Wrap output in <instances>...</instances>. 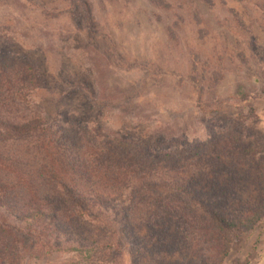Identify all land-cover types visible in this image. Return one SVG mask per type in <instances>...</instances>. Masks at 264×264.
I'll return each mask as SVG.
<instances>
[{
	"label": "rangeland",
	"instance_id": "rangeland-1",
	"mask_svg": "<svg viewBox=\"0 0 264 264\" xmlns=\"http://www.w3.org/2000/svg\"><path fill=\"white\" fill-rule=\"evenodd\" d=\"M6 53L37 68L31 101L49 119L70 117L133 149L142 139L176 146L221 138L239 163L243 195L260 192L264 0H0ZM92 228L105 237L85 252L73 250L83 247L73 237L48 255L45 245L32 250L21 264H131L111 212ZM111 242L117 248L108 253L102 246ZM222 264H264V217L233 234Z\"/></svg>",
	"mask_w": 264,
	"mask_h": 264
},
{
	"label": "trees",
	"instance_id": "trees-1",
	"mask_svg": "<svg viewBox=\"0 0 264 264\" xmlns=\"http://www.w3.org/2000/svg\"><path fill=\"white\" fill-rule=\"evenodd\" d=\"M38 78L31 62L0 54V264H21L44 245L51 254L73 237L81 254L105 237L92 227L107 212L131 264H222L233 234L264 217V182L256 198L243 195L221 138L142 139L138 149L101 139L43 114L31 101Z\"/></svg>",
	"mask_w": 264,
	"mask_h": 264
}]
</instances>
